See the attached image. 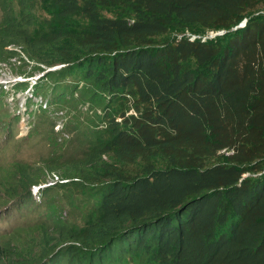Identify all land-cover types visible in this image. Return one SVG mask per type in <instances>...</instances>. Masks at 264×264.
I'll return each instance as SVG.
<instances>
[{
  "label": "trees",
  "instance_id": "trees-1",
  "mask_svg": "<svg viewBox=\"0 0 264 264\" xmlns=\"http://www.w3.org/2000/svg\"><path fill=\"white\" fill-rule=\"evenodd\" d=\"M16 56L92 112L78 156L0 162V264H264V0H0ZM45 173L76 222L45 219Z\"/></svg>",
  "mask_w": 264,
  "mask_h": 264
},
{
  "label": "rangeland",
  "instance_id": "rangeland-1",
  "mask_svg": "<svg viewBox=\"0 0 264 264\" xmlns=\"http://www.w3.org/2000/svg\"><path fill=\"white\" fill-rule=\"evenodd\" d=\"M22 59V56H16L8 58L6 62H0V108L14 117L16 125L13 126V122L10 129L17 130L16 139L24 135L32 138L27 144L21 145L19 142L11 141L9 130L2 131L0 162L17 158L43 170V167L71 156H78L79 145L75 131L78 127L85 126V119L92 111L86 109L89 107L88 104L79 100L76 93L60 104L52 102L47 96L52 83L45 79L44 73L36 66L22 64ZM57 68L58 66L51 70ZM71 82V79L61 82V89ZM2 140L4 142L1 143ZM55 182L50 174L45 173L44 182L32 189L33 193H37L38 188H46L49 192L47 197L41 198L42 203H47L50 209L46 211L49 215L45 219L76 222L80 217V211L69 206L65 198L68 191L65 193L63 189L52 190ZM34 200L38 202L39 195H36ZM76 200H78L77 196ZM37 215L25 219L26 210H24L19 224L23 227L27 224L34 225L40 221ZM8 227H10L8 221H0V229Z\"/></svg>",
  "mask_w": 264,
  "mask_h": 264
},
{
  "label": "built area",
  "instance_id": "built-area-1",
  "mask_svg": "<svg viewBox=\"0 0 264 264\" xmlns=\"http://www.w3.org/2000/svg\"><path fill=\"white\" fill-rule=\"evenodd\" d=\"M243 23H244V21H242V22L240 23L239 26L243 25ZM54 179L56 180V177H54ZM36 198H37V197H36Z\"/></svg>",
  "mask_w": 264,
  "mask_h": 264
},
{
  "label": "clouds",
  "instance_id": "clouds-1",
  "mask_svg": "<svg viewBox=\"0 0 264 264\" xmlns=\"http://www.w3.org/2000/svg\"><path fill=\"white\" fill-rule=\"evenodd\" d=\"M54 181H55V179H54ZM34 188H35V187H32V189H34ZM32 189H31V190H32Z\"/></svg>",
  "mask_w": 264,
  "mask_h": 264
}]
</instances>
